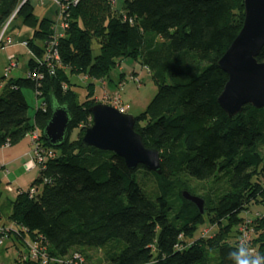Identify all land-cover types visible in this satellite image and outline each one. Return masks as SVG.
I'll return each mask as SVG.
<instances>
[{
	"label": "trees",
	"instance_id": "1",
	"mask_svg": "<svg viewBox=\"0 0 264 264\" xmlns=\"http://www.w3.org/2000/svg\"><path fill=\"white\" fill-rule=\"evenodd\" d=\"M21 1L0 0V31L16 12L7 29L20 18L30 30L27 74L42 78L3 86L0 78V148L37 130L53 157L27 190L6 188L15 192L7 218L15 228L2 241L13 237L27 248L16 264H88V250L103 251L107 264H234L229 253L243 246L245 220L248 247L264 256V215L248 214L264 203V110L245 105L228 117L217 103L227 82L217 64L241 30L243 0H124L121 11L107 0H79L66 10L51 67L44 50L54 22ZM125 59L144 67L157 87L134 130L159 153L160 174L129 170L114 153L81 143L89 109L101 104L96 82H107ZM256 60L264 62V46ZM73 76L87 82L83 102ZM25 88L39 94L33 122ZM55 106L70 119L64 142L51 147L42 131ZM183 192L204 201L202 214Z\"/></svg>",
	"mask_w": 264,
	"mask_h": 264
},
{
	"label": "water",
	"instance_id": "2",
	"mask_svg": "<svg viewBox=\"0 0 264 264\" xmlns=\"http://www.w3.org/2000/svg\"><path fill=\"white\" fill-rule=\"evenodd\" d=\"M244 21L238 35L218 61V67L227 75V82L217 98L219 107L233 117L245 105L264 110V62H257L264 46V0H243ZM92 124L85 129L81 143L100 151H108L123 159L129 170L143 166L146 170L161 173L159 153L146 148L134 130L135 119L121 114L104 104L89 109ZM69 113L65 107L55 106L42 135L51 147L61 145L67 135ZM185 200L203 213L204 201L198 196L183 192Z\"/></svg>",
	"mask_w": 264,
	"mask_h": 264
},
{
	"label": "rangeland",
	"instance_id": "3",
	"mask_svg": "<svg viewBox=\"0 0 264 264\" xmlns=\"http://www.w3.org/2000/svg\"><path fill=\"white\" fill-rule=\"evenodd\" d=\"M114 1V8L118 11L122 10L124 0ZM32 3L35 7L34 13L37 17H45L53 22L57 21L59 8L52 1L45 0L41 4H39L38 1L32 0ZM6 30L7 35L10 37L13 45L5 48H0V78L4 77V73L7 70V77L3 78L1 86L8 82L9 79L24 78L27 75V62L29 60L28 50L26 49V47L22 46L21 43L24 42L30 36V30L26 26H24L20 18H16L11 24V26ZM6 30L4 32V37L7 36L5 34ZM1 33L2 32L0 31V35ZM96 54L97 53L95 52L94 55ZM10 55L14 57L13 62L16 63V68L10 67ZM121 74L124 75L122 77V80L120 79ZM71 81L72 83L78 84V87H75V91L78 94L79 101L83 102L86 96L85 87L87 82H85L83 78H75L74 76L73 78H71ZM119 82H122V88L117 87V84ZM22 91L24 99L28 105L27 117L30 122H33L36 106L39 102L36 101L34 90L25 88ZM156 92L157 87L148 71L132 59L123 60L120 66H117L115 69H113L110 72L109 80L107 81L105 86L102 85V82H96L94 87V96L97 98L98 102H101V104L104 105H108L107 100H104V95L112 96L119 93L123 105L126 107V114L131 115L133 117L138 116L145 110L147 105L154 98ZM75 134L76 132H72L71 139L75 137ZM0 170L5 172V174L4 172H0V178L3 179L2 184H6L4 183L5 178L7 177V180H9L10 178H12V176H10L8 179L9 175L7 176L6 170ZM38 172V168H36V170H33L30 173H25V182L26 184H28V186L24 187V190H27L31 186L34 179L37 178ZM191 184L193 186L195 185L194 182H192ZM8 186L12 190L16 189L15 185L7 184L3 187L2 185L0 186V206L6 201V199L12 200L15 197V192L11 193L5 191ZM4 205H6V203ZM4 205L0 209L1 220L2 222H7L5 216L8 208L6 207L5 210ZM249 211H251L250 213H248L250 215H252L255 211L262 213L264 212V204L251 205L249 207ZM223 225L224 223L222 224V226ZM201 230L202 228L197 231L196 236H199ZM216 231L217 227H213L211 229L210 234H213ZM7 232L8 230L6 228L0 226V238L6 237ZM248 240H250V236ZM2 242L3 244L0 245V263L2 264H16L17 260H19L21 253L23 254L27 251V248L24 247V245H22L20 242L14 240L13 237H7ZM123 245V243L119 244V249L116 251V253H118L122 249ZM86 252L87 256L89 257V261H87L86 263L107 264L106 256L103 251L88 250ZM74 260L77 262H84V260H81L80 258Z\"/></svg>",
	"mask_w": 264,
	"mask_h": 264
},
{
	"label": "built area",
	"instance_id": "4",
	"mask_svg": "<svg viewBox=\"0 0 264 264\" xmlns=\"http://www.w3.org/2000/svg\"><path fill=\"white\" fill-rule=\"evenodd\" d=\"M27 1H32V0H22L21 4H23ZM36 1H38V3L41 4L45 0H36ZM48 1H52L59 8L57 21H55L54 25H53V32H54L53 37L49 41V43H47V45L45 46V50H44V58H45L47 64H49L51 67V62L58 60L56 39L58 37H61V32L66 29L67 24H68V22H67L68 13L66 10L71 5L75 6L79 0H71V1L64 0L63 2L61 0H48ZM107 1L112 5L115 4L114 0H107ZM15 14H16V12H14L11 15V17L7 20L3 30L1 31L2 32L0 35V47L1 48H2V46H4V47L12 46V42H11L10 38L4 37V32L7 29V27L9 26L11 20L15 16ZM21 45L26 47L25 42H22ZM9 60H10V64H11L10 67H12V68L15 67V63L13 62L14 57L10 56ZM6 77H7V70L4 73V78H6ZM27 77H30L32 79H41L42 78V76L38 73L36 75H33V76H31L30 74H27ZM122 85H123L122 82H120V83H118L117 87L122 88ZM38 97H39V94L35 92V98H36L37 102H39L37 99ZM103 97H104V100H107L108 106L113 107L114 109H116L121 114H126V110H125L126 107L123 105V102L121 100V96L119 93L112 95V96L104 95ZM26 137L30 140L32 151H31V155H30L29 159L24 163L23 167L26 171H30V170H33L35 168H38V170H39L41 167L44 166L45 162L48 159L53 157V153L50 150L42 148V146L39 143V132L37 130H33V131L27 133ZM7 146H9L8 143L4 144L2 147H7ZM262 188L264 190V181L262 184ZM8 190H10V188H8ZM262 215H264V212L255 213L254 217L260 218ZM250 223H251V220H245V224L242 227H240V229H239L240 236H241L240 237V243H242V244H244L245 241L248 242V238L250 236V231L247 229L248 228L247 226ZM204 234H206V232H204ZM1 244H2V238H0V245ZM36 254L37 253L35 251V248L34 247L31 248L30 258L35 259ZM74 259H77V257H74ZM43 262H45V261H43Z\"/></svg>",
	"mask_w": 264,
	"mask_h": 264
},
{
	"label": "crops",
	"instance_id": "5",
	"mask_svg": "<svg viewBox=\"0 0 264 264\" xmlns=\"http://www.w3.org/2000/svg\"><path fill=\"white\" fill-rule=\"evenodd\" d=\"M5 34L7 35V31ZM6 37L10 38L8 35ZM10 56H12V55H10ZM15 65H16V63H15ZM120 65H121V63L118 66H120ZM16 67L17 66H15V68ZM119 69H120V67H119ZM84 80H85V78H84ZM106 83L107 82H105V83L102 82V85L105 86ZM31 150H32L31 144H30V141L28 140L27 137H24L21 141H19L17 144H15L13 146H7V147H1L0 148V169L6 170L7 176L9 175L8 179L10 176H12V178L9 179L11 181L7 180V177L5 178L4 183H6V184H2L3 179L0 178V186L2 185V187H3L7 184L15 185V188H16L15 190L20 189V190L24 191V187L28 186V184H26V182H25V175L28 172L30 173L31 171L36 170V168H35L33 170L26 171L23 167L24 163L29 159V157L31 155ZM0 172L3 173L4 171L0 170ZM4 174H5V172H4ZM5 191H7V190L5 189ZM11 193H13V192H11ZM10 201L11 200L6 199V201L0 206V209H1L2 206L6 203V205H4L5 210H6V207L8 208L6 216H5L6 219L8 218V215L10 212ZM263 204H261V205H263ZM249 212H251V211H249ZM255 213H260V212L255 211L253 214H255ZM0 226L6 228L7 230H11V229L15 228L14 225L8 221V219H7V222H2L1 214H0Z\"/></svg>",
	"mask_w": 264,
	"mask_h": 264
},
{
	"label": "clouds",
	"instance_id": "6",
	"mask_svg": "<svg viewBox=\"0 0 264 264\" xmlns=\"http://www.w3.org/2000/svg\"><path fill=\"white\" fill-rule=\"evenodd\" d=\"M234 264H264V256L253 253L247 242L239 246L235 251L229 253Z\"/></svg>",
	"mask_w": 264,
	"mask_h": 264
}]
</instances>
